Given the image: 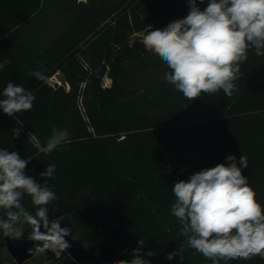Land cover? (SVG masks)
Returning <instances> with one entry per match:
<instances>
[{
  "label": "trees",
  "instance_id": "obj_1",
  "mask_svg": "<svg viewBox=\"0 0 264 264\" xmlns=\"http://www.w3.org/2000/svg\"><path fill=\"white\" fill-rule=\"evenodd\" d=\"M43 1L0 0V62L11 60L0 70V94L13 82L37 97L31 112L14 118L0 110V148L31 158L25 174L37 183L47 179L39 175L47 164L56 165V178L47 180L57 197L49 209L74 215L75 236L90 251L112 252L82 264L130 260L139 240L144 253L153 252L146 257L151 264H212L178 235L172 186L204 168L230 163L228 155L240 166L244 155L248 167L242 174L264 207V56L248 52L232 97L221 90L189 100L162 79L169 69L141 42L151 27L163 29L184 18L188 0H66L65 28L50 44L33 48L18 27ZM207 3L197 0L201 10ZM41 64L45 82L26 75L41 70ZM56 73L62 84L48 81ZM16 121L23 127L14 139ZM53 127L67 129L71 142L49 155L38 153L27 133H38L45 143ZM185 150L196 152L198 165L170 169ZM21 202L35 214L30 196ZM0 219H6L3 209ZM178 249L183 260L180 255L168 260ZM228 264H264V259Z\"/></svg>",
  "mask_w": 264,
  "mask_h": 264
},
{
  "label": "clouds",
  "instance_id": "obj_2",
  "mask_svg": "<svg viewBox=\"0 0 264 264\" xmlns=\"http://www.w3.org/2000/svg\"><path fill=\"white\" fill-rule=\"evenodd\" d=\"M204 3V0H199ZM188 14L170 22L163 29H153L142 34L141 42L146 51L157 55L169 69L162 79L171 84L189 100H196L201 93L215 94L223 91L232 97L239 89L234 83L241 77V64L248 59V52L264 56V0H208L201 10L197 0H188ZM10 59L0 62V70L10 64ZM46 68L29 71L26 75L45 82ZM0 110L9 117L31 112L36 96L20 84L9 82L3 89ZM11 129L18 138L23 127ZM29 142L38 153L49 155L61 145L71 142L67 129L53 127L45 143L39 134L28 132ZM31 158L22 159L16 151L0 148V209L6 219H0V230L5 237L19 240L27 224L30 241L39 242L29 249L33 254L51 251L56 257L71 247L65 238L70 227H62L64 217L49 220V205L57 199L48 179H55L56 165L47 164L39 175L47 178L43 184L25 174ZM230 163H220L191 174L187 181L172 186L175 201L171 215L179 225L178 235L183 243L202 254L212 264L249 260L259 256L264 259V207L255 199L256 193L242 174L248 167L242 155L237 165L236 157L228 155ZM31 197L35 214L23 205L22 199ZM43 229V231H41ZM131 252L132 259L114 264H151V250L143 252L144 241ZM183 256L181 251L168 253L167 259Z\"/></svg>",
  "mask_w": 264,
  "mask_h": 264
},
{
  "label": "rangeland",
  "instance_id": "obj_3",
  "mask_svg": "<svg viewBox=\"0 0 264 264\" xmlns=\"http://www.w3.org/2000/svg\"><path fill=\"white\" fill-rule=\"evenodd\" d=\"M69 17L70 10L68 9L66 0H44L38 12L18 27V34L22 40L33 48L46 46L50 44L65 28ZM48 81L51 84L63 83L62 78L58 73L51 76ZM109 83L110 80L106 78L104 84L107 85ZM197 165L198 156L196 152L185 150L178 154V158L173 161L170 169H176L179 172H183L189 171ZM24 264L45 263L43 258L36 256Z\"/></svg>",
  "mask_w": 264,
  "mask_h": 264
},
{
  "label": "water",
  "instance_id": "obj_4",
  "mask_svg": "<svg viewBox=\"0 0 264 264\" xmlns=\"http://www.w3.org/2000/svg\"><path fill=\"white\" fill-rule=\"evenodd\" d=\"M64 217V219L61 220V226L62 227H70L71 228V234L66 237L65 239L68 240V242L71 244V247L66 250V252L69 254L70 258L72 259V262L74 264H82L83 262H92L97 257L112 254L110 250H106L104 252L95 253L93 251H90L85 245L84 241L81 237L75 236V227L73 226V217L74 215L72 213H53L51 208L49 209V220L56 219L59 217ZM43 231V229H41ZM31 233V228L28 226L25 228V231L23 233V236L19 240H14L9 237H4L7 250L13 257V259L16 261L17 264L22 263L29 257L35 255L32 252L29 251V249H32L34 245L38 244L39 242L36 241H30L28 240V236Z\"/></svg>",
  "mask_w": 264,
  "mask_h": 264
},
{
  "label": "flooded vegetation",
  "instance_id": "obj_5",
  "mask_svg": "<svg viewBox=\"0 0 264 264\" xmlns=\"http://www.w3.org/2000/svg\"><path fill=\"white\" fill-rule=\"evenodd\" d=\"M56 213V212H53ZM58 213V212H57ZM36 256H40L43 258L45 264H74L72 259L70 258L69 254L65 251L59 257H56L54 253L51 251L46 253H36L35 255L29 257L25 261L20 264H24L31 258ZM0 264H17L16 261L13 259L9 251L7 250V246L3 237V241H0Z\"/></svg>",
  "mask_w": 264,
  "mask_h": 264
}]
</instances>
